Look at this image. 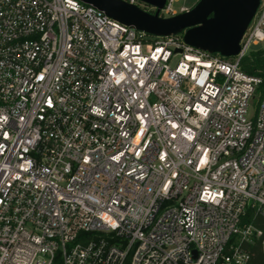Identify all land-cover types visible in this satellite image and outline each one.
Wrapping results in <instances>:
<instances>
[{"label":"built area","instance_id":"obj_1","mask_svg":"<svg viewBox=\"0 0 264 264\" xmlns=\"http://www.w3.org/2000/svg\"><path fill=\"white\" fill-rule=\"evenodd\" d=\"M261 45L264 0L233 60L79 0H0V264H246L254 241L264 253V96L248 119L261 80L239 67ZM248 211L260 227L242 224Z\"/></svg>","mask_w":264,"mask_h":264},{"label":"water","instance_id":"obj_2","mask_svg":"<svg viewBox=\"0 0 264 264\" xmlns=\"http://www.w3.org/2000/svg\"><path fill=\"white\" fill-rule=\"evenodd\" d=\"M110 19L153 37L182 35L183 42L201 51L232 58L252 21L260 0H199L188 12L159 18L165 0H138L157 8L146 13L122 0H79Z\"/></svg>","mask_w":264,"mask_h":264},{"label":"trees","instance_id":"obj_3","mask_svg":"<svg viewBox=\"0 0 264 264\" xmlns=\"http://www.w3.org/2000/svg\"><path fill=\"white\" fill-rule=\"evenodd\" d=\"M240 70L248 76L258 77L261 80L257 87L256 94L259 99L264 96V45L253 48L239 62ZM252 224L256 227L262 225V221L252 219L251 213L248 211L242 220V224ZM244 250L248 253L249 259L246 264H264V253L261 250L258 241L252 243H244Z\"/></svg>","mask_w":264,"mask_h":264},{"label":"rangeland","instance_id":"obj_4","mask_svg":"<svg viewBox=\"0 0 264 264\" xmlns=\"http://www.w3.org/2000/svg\"><path fill=\"white\" fill-rule=\"evenodd\" d=\"M193 2H194V0H189V1H187L186 4H187V6H190ZM181 5H182V2H181V1H178L177 3L174 4V8H175L176 10H178V8H179ZM148 38H149V39H153L154 37L148 35ZM257 47H260V46H257ZM257 47H255V48H257ZM178 59H179L178 57L174 58V59L171 61V63H170L169 65H170L171 67H173L174 64L177 63ZM231 60H233V59L231 58ZM258 96H259V95L257 94L256 97H255V99H254L252 102H250L249 105H248V108H247V118H248V119L253 118V117L255 116L256 112H257V109H258V103H259V97H258Z\"/></svg>","mask_w":264,"mask_h":264}]
</instances>
